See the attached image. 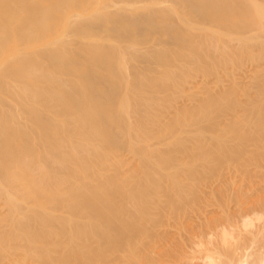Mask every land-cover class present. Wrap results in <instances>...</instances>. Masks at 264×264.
<instances>
[{
	"label": "bare ground",
	"instance_id": "obj_1",
	"mask_svg": "<svg viewBox=\"0 0 264 264\" xmlns=\"http://www.w3.org/2000/svg\"><path fill=\"white\" fill-rule=\"evenodd\" d=\"M258 58L264 0H0V264H264Z\"/></svg>",
	"mask_w": 264,
	"mask_h": 264
},
{
	"label": "rangeland",
	"instance_id": "obj_2",
	"mask_svg": "<svg viewBox=\"0 0 264 264\" xmlns=\"http://www.w3.org/2000/svg\"><path fill=\"white\" fill-rule=\"evenodd\" d=\"M55 36H53V38H54ZM68 38V36H64L63 38ZM53 38H49V41H51V40H53ZM253 64L255 65V67L257 66V65H259V66H257V68H255L256 70H259V71H261V70H264V59H259L258 58V61H255V62H253ZM257 64V65H256ZM261 64V65H260ZM224 67H226V66H223V67H219L218 69V72H219V76L218 77H216V76H214V75H211V76H205V77H199V79H198V81H197V83L195 84V85H192V88H190L189 87V83H186L187 85L186 86H184V88L186 89L185 91H184V93H183V95L181 96L180 95V97L178 98V100L177 101H179V102H185L186 104H190L191 102H193V100L198 96V98H200V97H203L204 95H200V93H199V91H202V92H206V91H214V92H216V91H218V90H221V89H225V86H226V89H228V88H231V87H236V92H235V90H234V93L237 95V94H239V96H237V97H240V98H238V99H244L245 97V95L247 96L248 95V93H245V91H247V92H249V94H251L252 96H254V95H256L254 92H256L255 91V86L253 87L252 86V80L250 79V78H248L246 75H244L243 74V72H241V71H238L237 69H235V67H233V66H227L228 68L227 69H225ZM252 67H254V66H252V65H250V68H252ZM223 68V69H222ZM216 77V78H215ZM220 77H222V78H220ZM236 83V84H235ZM225 85V86H224ZM251 86H252V88H251ZM249 87V88H248ZM262 88V87H261ZM232 91H233V89H232ZM239 92V93H238ZM171 92H169V94H170ZM245 95H244V94ZM257 93V92H256ZM168 94V95H169ZM240 94H241V96H240ZM242 95H244L243 97H242ZM176 96V95H175ZM195 97V98H194ZM181 98V99H180ZM246 99V98H245ZM264 100V99H263ZM181 103H178V104H181ZM221 113H224V112H221ZM240 114V116L242 115L241 114V112L239 113ZM244 116V115H243ZM244 132H246L247 133V137L249 138V137H252V134H253V132H252V134H250L249 133V130H248V132L247 131H244ZM245 133V134H246ZM251 135H249V134ZM227 134V133H226ZM183 136H186V135H183ZM227 136H230L229 134L227 135ZM158 138H156V140H148V141H150L149 143L151 144L152 142L153 143H156V142H158V140H157ZM165 140L167 141L166 142V144L164 143L165 142ZM164 141H162L163 143H164V146H166V145H168L167 143H169V144H172V141H173V139L172 138H168V139H165ZM168 140H171V141H169L168 142ZM145 141V140H144ZM237 141V140H236ZM147 142V141H146ZM140 143V142H139ZM145 143V142H144ZM143 142H142V144H141V147H142V145H144V146H147V144L145 145ZM148 143V142H147ZM235 143V142H234ZM238 143H239V141H238ZM161 145V146H160ZM160 145H158V146H160L161 148H162V143L160 144ZM157 146V147H158ZM163 146V147H164ZM160 148V149H161ZM166 148V147H165ZM163 149V148H162ZM124 151V150H123ZM137 151V148L136 149H133V152H136ZM255 153V152H254ZM254 153H252V154H250V155H252L253 157L254 156H256ZM254 154V155H253ZM123 155H125L124 156V159H128V162H131V163H136L134 160H135V158H133V155H132V153H131V151H127L126 150V152H124V154ZM251 156V157H252ZM248 157V156H247ZM236 163V162H235ZM234 163V164H235ZM226 165V164H225ZM225 165L222 167L223 169H225L226 167H225ZM231 165H233V164H230V166ZM239 166H240V164H238ZM237 164L236 165H233V166H235L234 168H233V170H239V169H237L236 167L238 166ZM241 165H244V164H241ZM227 166H228V164H227ZM225 167V168H224ZM229 167V166H228ZM227 167V168H228ZM240 167H243V166H240ZM239 167V168H240ZM230 168V167H229ZM228 168V169H229ZM232 168V167H231ZM226 170V171H229V170ZM241 169V168H240ZM226 171H224V172H226ZM240 172H241V170H240ZM51 241L52 242H54V243H56V247H54V248H52V249H50L48 252H45V254H44V256L45 257H43V258H38V260L41 262V264H59V262H62V260L60 259V255L63 253V251L65 250V247H70V246H72L71 247V249L72 250H77V249H82V250H86V249H88V248H96V246H97V244H98V242H97V240L95 239V240H93V239H90V240H78L77 242H76V239L74 240V242L72 243L70 240H67V241H65V242H60V239H51ZM66 243L67 244H71V245H66ZM63 263V262H62ZM38 264H40L39 262H38ZM65 264V263H64Z\"/></svg>",
	"mask_w": 264,
	"mask_h": 264
}]
</instances>
